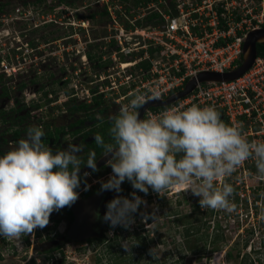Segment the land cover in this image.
<instances>
[{"label":"rangeland","instance_id":"374dc122","mask_svg":"<svg viewBox=\"0 0 264 264\" xmlns=\"http://www.w3.org/2000/svg\"><path fill=\"white\" fill-rule=\"evenodd\" d=\"M159 1L0 0V87L6 85L12 90L11 98L4 99L2 107L25 106L18 113L25 116L23 126L41 127L45 133L43 140L48 132L65 127L57 140L51 137L45 144L54 151L67 148L69 142L83 144L80 155L87 159L89 151L82 140L94 121L85 119L75 127L69 126L85 113L70 112L65 102L71 98L76 104L91 102V87L97 88L105 100L94 109L96 116L110 119L132 93L140 91V80L151 76L141 75L139 65L134 62L143 57L150 39L135 33V29L148 23L153 29L146 33L165 28L164 21L147 20L155 10L148 6L158 5ZM168 1L174 14V0ZM191 1L201 6L208 4L203 0ZM221 2L214 0L213 6L221 10ZM228 3L233 15L237 14L234 19L241 24V31L264 27V0H228ZM204 10L207 7L191 15L197 22L194 31L198 34L206 26L199 18ZM112 15L128 32L132 31L122 44L112 37ZM223 27L221 22L220 28ZM89 52L92 59L87 55ZM150 57L155 60L160 55L150 50ZM166 61L164 57L162 62ZM122 63L133 64L122 67ZM21 80L27 81L28 87L19 92L16 87ZM177 105L187 108L191 103ZM101 108L103 112H99ZM7 127L9 124L0 118V133ZM76 129L81 131L76 133ZM253 129L261 130L257 125ZM242 130L249 141H264V131L252 135L246 125ZM26 134L15 138L11 130L1 133L0 141L6 139L8 143L0 147L4 151L0 156ZM93 139L94 134L85 141L90 143ZM100 156L97 154V159ZM111 174V167L106 166L85 175L77 189L79 198L94 193ZM225 181L235 190L230 200L236 207L231 213L202 209L199 197L190 191L173 189L160 196L151 188L145 194L132 187L127 197L131 198L132 192L137 191L145 201L137 211L139 214H133L135 223L130 227L145 226L143 230L150 241L143 250L131 248L127 253L122 247L120 254L118 243L122 245V240H127V228L120 225L113 228L119 237L111 248L104 240L95 238L88 243L72 241L67 235L72 219L66 211L68 207H64L53 212L49 224L37 228L34 235L1 243L0 264H61V261L62 264H264V177L257 174L255 162L249 159ZM101 232L106 238L112 234L104 226ZM221 236L224 239L217 240ZM133 240L134 237L130 238L128 243ZM157 245L161 259L152 261L149 249ZM99 258L101 261L97 262Z\"/></svg>","mask_w":264,"mask_h":264},{"label":"clouds","instance_id":"9594fccd","mask_svg":"<svg viewBox=\"0 0 264 264\" xmlns=\"http://www.w3.org/2000/svg\"><path fill=\"white\" fill-rule=\"evenodd\" d=\"M161 96L159 88L132 93L110 117V140L94 135L101 154L110 156L106 166L112 169L101 190L120 193L127 180L145 194L149 188L160 196L173 189L190 191L199 197L202 209L233 212L236 206L230 197L235 190L225 178L249 159L264 177V141H249L242 127L226 124L214 106H173L159 113L146 111L141 118L139 109ZM44 135L41 127L31 126L26 137L0 156V236L8 241L34 235L49 224L53 212L79 199L82 165L97 170L95 150L87 159L80 155L83 144L69 142L67 148L54 151L43 142ZM143 203L137 191L131 198L116 195L103 220L113 228H130ZM121 244L131 252L128 240ZM149 255L159 261V245L150 248Z\"/></svg>","mask_w":264,"mask_h":264},{"label":"built area","instance_id":"2783aa9c","mask_svg":"<svg viewBox=\"0 0 264 264\" xmlns=\"http://www.w3.org/2000/svg\"><path fill=\"white\" fill-rule=\"evenodd\" d=\"M222 1L219 10L213 6L214 0H203L204 3L208 2L203 6L191 0H174L177 11L175 15L168 0H160L158 5L148 6L155 8L154 12L160 14V20L165 22V28L162 30L155 28L151 32L153 34L145 32L153 29L150 23L135 29V33L150 39L145 46L147 50L143 57L134 62L139 65L140 62L149 61L151 64L148 69L139 65L138 71L141 75L151 76L140 80L141 84L138 86L140 91L147 92L150 88H159L162 93L159 100H163L184 89L189 78L201 71L225 72L240 64L245 36L251 28H247L246 32L241 31V24L234 19L237 14L233 15L229 10L228 0ZM206 7L207 10L200 12L199 17L206 26L202 28L201 34H198L194 31L197 22L193 21L191 15L194 11ZM112 18L114 21L112 37L122 44L132 31L128 32L114 15ZM221 22L223 28H220ZM150 50L157 52L160 58L153 60L150 57ZM119 51L122 52L121 49ZM164 57L167 58L166 62H162ZM181 103L201 107L214 106L226 124L241 127L246 125L250 130L248 133L252 135L263 132L264 56H257L252 67L235 79L199 83L188 96L177 100L171 107H181ZM158 110L165 109L151 107L147 111L157 113ZM256 125L261 128L260 131H254L253 127Z\"/></svg>","mask_w":264,"mask_h":264},{"label":"water","instance_id":"95a60500","mask_svg":"<svg viewBox=\"0 0 264 264\" xmlns=\"http://www.w3.org/2000/svg\"><path fill=\"white\" fill-rule=\"evenodd\" d=\"M258 34H264V27H258L251 29L247 32L243 44V54L240 64L229 71L217 72L212 70H204L199 72L196 76L189 78L184 89L177 91L163 100H151L144 105L143 108L139 109L141 118L144 117L145 112L153 107H168L175 103L177 100L188 96L199 83H210V82H221L229 81L241 76L248 69L252 67L257 56L259 43L264 44V39L258 37ZM110 156L102 155L97 159V169L107 163ZM93 170L87 166L80 168L81 174L91 173ZM112 190H102L94 193L86 198L77 200L72 206H70L74 220L69 228V236L72 239H83L86 238L99 230L101 218H97L96 213H99L100 207L103 201ZM92 206L94 212L91 216H87L86 208ZM89 218V220H88Z\"/></svg>","mask_w":264,"mask_h":264},{"label":"trees","instance_id":"16d2710c","mask_svg":"<svg viewBox=\"0 0 264 264\" xmlns=\"http://www.w3.org/2000/svg\"><path fill=\"white\" fill-rule=\"evenodd\" d=\"M177 14V11H175L174 15ZM91 17H93V15H91ZM160 14L157 13V12H153L152 14H150L148 17H147V20L148 22H152L154 20H159L160 21ZM264 26V24H263ZM257 49H258V56H264V44H261L259 43L257 45ZM87 55L89 56V58L92 59V54L89 52L87 53ZM139 65H142L143 67L145 68H149L150 67V62L149 61H146V62H140ZM26 87H28V82L27 81H24V80H21V82L18 84V86L16 87V90L21 92L23 91ZM92 89V98H91V102H81L79 104H76V103H72L73 102V98L69 99V101L65 102L66 105H69V110L70 112L72 113H77V112H84L85 115L82 119H77L74 123H71L69 126L71 127H75L77 126L78 124L82 123L85 119H89V120H93L94 123L93 125L87 127V129L85 130L84 132V135H83V142L86 144L87 146V149L86 151H90V150H95L96 153L98 155H102L101 152H102V149L98 148L96 145H95V140L93 139L90 143L86 142L85 139L88 138L89 136L91 135H95L97 133L101 134L105 141H109L110 140V137H109V128L111 126V120L110 119H107L105 117L101 118V117H97L96 116V113H95V110L96 107H99L101 105L104 104V100H105V97H104V94L103 93H98V89L97 88H91ZM12 90H11V87H8L6 85L0 87V118L2 119V122H5V123H8L9 124V127L5 128L1 133H6L8 132L9 130H11L13 132V137L15 138H18L20 137V135L24 132H27V129L29 127H26V126H23V121L25 120V116H21L19 115L18 113L20 111H22V109L25 107V106H20V107H12V108H9V109H6V108H3L2 105H3V100L4 99H10L11 98V95H12ZM71 96V93L69 94ZM20 103L19 100H17V104ZM172 105L168 106V107H161V108H153V109H166V108H169L171 107ZM104 109L101 108L99 109V112H103ZM220 118L225 122L224 118H222L220 116ZM226 123V122H225ZM65 127H59V128H55V130L53 131H50L47 133L46 135V140H43V142L45 143L46 141H48V139H50L51 137H54L55 140L58 139L60 133L62 131H64ZM81 130L79 129H76L74 132L78 133L80 132ZM0 133V134H1ZM4 143H8V140L6 139H2L0 141V147L4 144ZM3 149H0V154H3ZM98 170L96 171H92L91 173H96ZM81 180H84L85 179V175L84 174H81ZM70 214H71V211H69ZM223 236H221L220 238H217V240H223ZM243 264H248V263H243ZM249 264H252V263H249Z\"/></svg>","mask_w":264,"mask_h":264},{"label":"flooded vegetation","instance_id":"af4514ba","mask_svg":"<svg viewBox=\"0 0 264 264\" xmlns=\"http://www.w3.org/2000/svg\"><path fill=\"white\" fill-rule=\"evenodd\" d=\"M102 156V155H101ZM100 156V157H101ZM99 157V158H100ZM106 167V164L105 165H103V166H101L100 168H98L97 170H100V169H104ZM85 180V179H84ZM81 181H83V180H81ZM121 188H122V191L120 192V193H116L115 191H111V192H109V194H108V196L106 197V199L103 201V203H102V205H101V207H100V210H99V214H100V218H101V224H100V226H99V230L97 231V232H95L94 234H92V235H90V236H88V237H86V238H83V239H72L70 236H69V228H70V226H69V228H68V230H67V235H68V237L72 240V241H86L87 243L88 242H93V240H94V238L95 239H97L98 241L99 240H104V243H107V245L111 248L112 247V245L113 244H115V243H117V242H115L114 240H116L118 237H119V235L117 234H115L114 232H113V227H111V225H110V223L109 222H105L104 220H103V216H104V214H103V211H105V213H106V211H107V204H108V202L109 201H111L116 195H121V196H128L129 195V193H130V191H131V189H132V184L129 182V181H125V182H123L122 183V185H121ZM99 191H102L101 190V185L97 188V190L94 192V193H97V192H99ZM94 193H92V194H94ZM92 194H90V195H92ZM90 195H87V196H85V197H83V198H86V197H88V196H90ZM83 198H79V199H83ZM78 199V200H79ZM67 213H68V215H69V217L72 219V222H73V220H74V215H73V212H72V210H71V208L70 207H68L67 208ZM69 211H71V214H70V212ZM94 212V211H93ZM138 213V212H137ZM139 214V213H138ZM92 214H90V212H89V215L87 214V216H91ZM88 220H89V218H88ZM59 221V220H58ZM71 222V223H72ZM71 225V224H70ZM102 226H104V228L105 229H107L108 230V232L109 233H112L111 234V236H109V235H107V238L106 237H104L103 235H102V232H101V228H102ZM144 225L143 224H141V226L139 227V226H136V228H127V233L125 234L126 235V238H127V240H128V242H130V238H133L134 237V240L133 241H131V243H129V245H133L132 246V248H138L139 249V247L141 248V250H143V248H146L147 247V244H148V241H150L149 239H148V236L146 235V233H145V231L143 230L144 229ZM95 236V237H94ZM114 241V242H113ZM3 242H8V240L7 239H5L4 237H0V246H1V243H3ZM163 243H164V241H163ZM118 248H120L121 250L119 251L120 252V254H122L123 253V249H122V245H120V243H118ZM43 246H36V248H42ZM37 250V249H36ZM46 254V253H45ZM30 259H32V257L30 258ZM30 261V260H29ZM39 261V260H38ZM101 261V258H99L98 260H97V262H100ZM31 263V262H30ZM159 262H155V264H158ZM61 264H62V261H61ZM127 264H130V263H127Z\"/></svg>","mask_w":264,"mask_h":264},{"label":"bare ground","instance_id":"6f19581e","mask_svg":"<svg viewBox=\"0 0 264 264\" xmlns=\"http://www.w3.org/2000/svg\"><path fill=\"white\" fill-rule=\"evenodd\" d=\"M258 28V27H257ZM258 37H260L261 39H264V34H258ZM132 63H130V64H123V66L124 67H128V66H130ZM86 210V214H88L89 215V212H90V214H92L93 213V207L92 206H90V207H88V208H86L85 209Z\"/></svg>","mask_w":264,"mask_h":264}]
</instances>
